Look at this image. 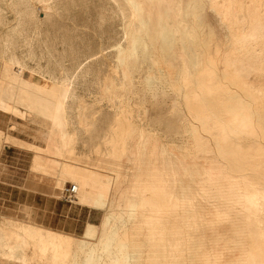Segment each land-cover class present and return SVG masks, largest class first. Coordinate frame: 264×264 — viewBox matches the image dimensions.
<instances>
[{"label":"bare ground","instance_id":"bare-ground-1","mask_svg":"<svg viewBox=\"0 0 264 264\" xmlns=\"http://www.w3.org/2000/svg\"><path fill=\"white\" fill-rule=\"evenodd\" d=\"M190 1L0 0V110L45 140L0 134L102 210L80 234L0 213V264H264V0H209L213 46Z\"/></svg>","mask_w":264,"mask_h":264},{"label":"rangeland","instance_id":"rangeland-1","mask_svg":"<svg viewBox=\"0 0 264 264\" xmlns=\"http://www.w3.org/2000/svg\"><path fill=\"white\" fill-rule=\"evenodd\" d=\"M218 1L220 2L219 4L222 3V0H218ZM237 1H239V0H236V2ZM209 2H210L209 0H193V1H190L189 2L190 5L189 4L187 5L185 3L184 4L185 5V8H184L183 16L185 15L184 18L186 20L195 22L196 25H197L196 28L199 29L200 35L202 37L204 36L203 37L204 42L206 44H212V46H213V45H215V42L216 43H219V42H222V41L225 40V38L227 36V30L226 29L228 28L227 27L228 26V23H227L228 20L226 18H223L221 16L222 14H224L221 9L218 10L217 8H215V6H212ZM200 10H202V11H200ZM38 13H39L40 16H43L44 15L43 11L42 10H39V9H38ZM203 13H204V15H203ZM209 13H212V14H209ZM214 13H215V15L217 14V16H215ZM235 13H237V16L235 17V19L237 18L240 22H242L243 21V14H242L243 12L242 11H236ZM9 15H10V18L13 17L12 16L13 14L11 12L9 13ZM214 16H215V18H214ZM216 17H218L219 19H217ZM215 19H217V21ZM224 19H226L227 21L224 20ZM62 21H64V20H61V22ZM222 21H223V23H222ZM209 23L210 24L212 23V25L214 27L212 25H210ZM218 23L219 24L222 23L221 24L222 26L219 25ZM223 26H225V30H224V28H222ZM204 34L205 35L207 34V36H205ZM177 49L178 48L173 49V50H170L169 53H168V54H171L172 59H173L172 67L170 66V68H168L165 65L164 62H161V63L159 62L161 64L160 66H162L165 70L166 69H169L171 71L172 70H175V73L178 72L179 65H180V60H181L180 59L181 58L180 57L181 55H179L180 52H179V49L178 50ZM135 51H137V52H135V54L140 53L141 52V47L138 46L137 49H135ZM223 51H226V50H223ZM177 53H179L178 55H179L180 58H178ZM185 54H186L187 59H189V60L192 61V55H191V53L188 51V53L185 52ZM134 56L136 57L137 55H134ZM135 57L132 56V58H135ZM237 64L240 66V71H241L242 77H244L245 76V56L242 58V60L238 61ZM242 70H244V72ZM175 73H173V74H175ZM25 74L28 75L29 74V71H25ZM131 74L132 75H129V76H131L130 78L127 76V78H124V80H122L123 81V84L121 83V84L117 85V88H116L117 91L120 90L122 93H128V94H130L126 90L130 89V87L132 88L133 84L136 87H142L143 84H145L143 82V80L138 81V75H140V74H138L137 76H135V74H136L135 71H132ZM171 75L172 74H169V76H167V77L164 76L163 78L164 79H168L169 78V81H171V84L172 85L174 84V87L175 86H177V87L178 86L179 87L182 86V84L180 82H178L177 80L173 79L171 77ZM173 77H174V75H173ZM244 79H245V77H244ZM151 81H155V80H151ZM109 82L110 81H106V84H111ZM123 88H124V90H123ZM173 90H175V89L173 88ZM139 91L140 90L138 89V91L135 92L134 94L131 93L133 95V97H134L135 103H141L140 100L142 98V96H141L142 93H140ZM145 103H146V105H149V102H145ZM184 108H186V107H184ZM148 113L150 114L149 116H152V114L153 115L156 114V113H151V112H148ZM185 114L187 116H191V114L187 110H185ZM191 118L192 117H187V122ZM11 119H12V121L15 122L14 123L16 125V126L14 125L15 127H11L10 122H9ZM184 122H186V120ZM0 127L3 128L4 131L5 130L6 131H9L10 130L9 131L10 134H12V135L16 136L17 138L22 139L24 141H30L31 140V141H36L38 143H44V140H45V138L43 137V135L42 134L39 135V132L37 131V129L34 128L33 126H31L23 117H19V115L12 116V114H10V113L8 114V113H5V112H2L1 110H0ZM1 134H3V135H1ZM1 134H0V212L4 211V212H9V213L10 212H12V213H18V211H19L18 208L21 205H23L24 202H30L29 200H25L24 199L25 196L29 195L28 192L31 193V194H36V195H38V194L45 195L46 197L53 198V199H55V198L56 199L57 198H61V199H63L64 201H66L68 203H74L72 201V199H71L73 197V195L70 196L65 191L66 190V187L69 186L70 184H72L71 181H67L65 183V188L63 190V192L65 194L63 193L61 196H58V197H56L54 195L48 196V195H46L43 192L34 193L32 190H28L26 188V184L28 182V171L30 169L32 151L27 150L25 148H22L19 145H17L16 143L14 144V142H12V141L11 142H8L7 140H5V137H3V136H5V134L4 133H1ZM180 135H181L180 136L181 138H179L180 141L178 143L179 144L180 143L181 144H184V139H183L184 133L182 135V131H181V134ZM187 136L189 137V139H192L193 138V135H191V134H189ZM151 144H152L151 143V140H150V142H147L146 143L147 147H150ZM12 147H14L13 148L14 150L12 149ZM147 152L148 151L146 149V153ZM27 197H29V196H27ZM29 198L32 201L36 199V201H39L40 202L42 200L41 198H38V197L35 198L34 196H31ZM20 201H22V202H20ZM75 204H79V203H75ZM87 207H89V206H87ZM90 208H92V207H90ZM92 210L98 211V218H100L101 213H102L101 212V209H98L97 210V208H92ZM40 214H39L40 216H43L44 215L43 213H40ZM98 218L95 220V222L98 221ZM40 220L44 224H46L47 226H50L48 223H45V221L43 219H40ZM50 227H53V226H50ZM53 228H56V227H53ZM56 229H61V228H56ZM82 229H81V231H82ZM61 230L73 231V230H70V229H61ZM73 232H77L78 233L80 231H73ZM68 264H71V258H70Z\"/></svg>","mask_w":264,"mask_h":264},{"label":"crops","instance_id":"crops-1","mask_svg":"<svg viewBox=\"0 0 264 264\" xmlns=\"http://www.w3.org/2000/svg\"><path fill=\"white\" fill-rule=\"evenodd\" d=\"M13 148L14 147H12V149ZM25 149L32 151L31 149L28 148ZM33 162H34V152L32 151L30 169L28 171V182L26 184V188L28 190H32L34 193L43 192L48 196L51 195H54L56 197L61 196L63 192L62 191L60 192L58 185L54 184V186H51L50 183L47 181L48 176H46L41 171L33 169ZM66 182L67 181L64 182L63 184L64 186ZM28 194L29 195L27 196L29 197L34 196L35 198L38 197L41 198L42 200L40 202L36 201V199L32 201L29 197L25 196L24 199L29 200L30 202H24L23 205H21L18 208L19 209L18 213H12V212L9 213L4 211L0 213L10 216L21 217L34 224H39L49 228L56 227L61 229L80 231L77 233L73 231L57 229L72 234H80L88 223H97L102 216L101 213L100 218H98V211L92 210V208L95 207L90 208V206L87 207L88 205L86 206V204L75 202L74 200H72L74 203H68L61 198L53 199V198H48L45 195H41V194L36 195V194H31L29 192ZM75 203H79L80 205ZM98 209L99 208H97V210ZM40 213H43L44 215L40 216L41 215ZM97 218L98 221L95 222ZM40 219H43L45 223H48L50 226L53 227L47 226Z\"/></svg>","mask_w":264,"mask_h":264},{"label":"built area","instance_id":"built-area-1","mask_svg":"<svg viewBox=\"0 0 264 264\" xmlns=\"http://www.w3.org/2000/svg\"><path fill=\"white\" fill-rule=\"evenodd\" d=\"M76 190V186L75 184H70L69 186L66 187V192L69 194V195H72Z\"/></svg>","mask_w":264,"mask_h":264}]
</instances>
